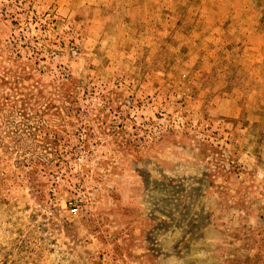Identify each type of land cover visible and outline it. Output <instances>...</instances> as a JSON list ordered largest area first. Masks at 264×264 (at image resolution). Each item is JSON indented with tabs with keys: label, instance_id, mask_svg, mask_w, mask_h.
Segmentation results:
<instances>
[{
	"label": "rangeland",
	"instance_id": "1",
	"mask_svg": "<svg viewBox=\"0 0 264 264\" xmlns=\"http://www.w3.org/2000/svg\"><path fill=\"white\" fill-rule=\"evenodd\" d=\"M0 264H264V0H0Z\"/></svg>",
	"mask_w": 264,
	"mask_h": 264
},
{
	"label": "trees",
	"instance_id": "2",
	"mask_svg": "<svg viewBox=\"0 0 264 264\" xmlns=\"http://www.w3.org/2000/svg\"><path fill=\"white\" fill-rule=\"evenodd\" d=\"M3 13L8 15L7 11H5ZM15 23H17V22L15 21ZM27 45L28 44H26L25 46H27ZM23 46L24 45L20 44L18 41H14L13 43L10 44V47H14L17 50L22 48ZM29 48L32 50L31 56H29V58H33L34 55L38 56L39 52L37 50H35L34 47H29ZM35 63H37V62L35 61ZM24 69L27 70L29 68H28L27 65H25ZM30 71H32V69H29V72ZM111 99H112V95L110 93L105 94L104 98L102 100L103 101L102 104L104 106H105V103L109 104ZM70 101H71V103H75V99H72ZM70 108H71V106H70ZM31 117L32 116H30L28 118V120H26V124H28L26 127H31L30 124H29V121L31 120ZM41 125H44V126L48 127V125H47V123H45V121L44 122L42 121L41 124H37V127L41 128ZM33 133L36 134L37 136L41 135V133H38L37 131H34ZM75 134H77V133L76 132L67 133L65 130H63V132H62V129L58 125H55L54 129H53V132L47 131L46 135H42L44 138L42 140H40L41 142L40 141L38 142L39 143L38 145L42 146V149H44V151H46V150L48 151V153L45 152L44 154H75L76 151H77L76 150L77 148H76V146L71 145L72 136L75 135ZM81 141H82L81 144L84 147H86V145L89 144V142L87 141L86 138H84ZM28 146H29V144H28ZM29 178H33V174H30Z\"/></svg>",
	"mask_w": 264,
	"mask_h": 264
}]
</instances>
